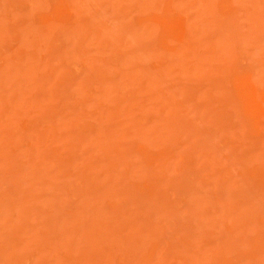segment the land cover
<instances>
[{"label":"rangeland","instance_id":"374dc122","mask_svg":"<svg viewBox=\"0 0 264 264\" xmlns=\"http://www.w3.org/2000/svg\"><path fill=\"white\" fill-rule=\"evenodd\" d=\"M0 264H264V0H0Z\"/></svg>","mask_w":264,"mask_h":264}]
</instances>
